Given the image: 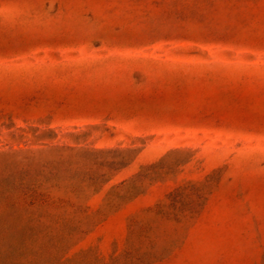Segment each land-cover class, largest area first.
Listing matches in <instances>:
<instances>
[{
  "label": "rangeland",
  "instance_id": "1",
  "mask_svg": "<svg viewBox=\"0 0 264 264\" xmlns=\"http://www.w3.org/2000/svg\"><path fill=\"white\" fill-rule=\"evenodd\" d=\"M0 264H264V0H0Z\"/></svg>",
  "mask_w": 264,
  "mask_h": 264
}]
</instances>
